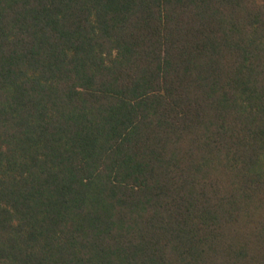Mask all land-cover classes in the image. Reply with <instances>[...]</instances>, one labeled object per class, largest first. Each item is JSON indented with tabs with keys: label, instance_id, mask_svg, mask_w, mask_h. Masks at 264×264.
Returning <instances> with one entry per match:
<instances>
[{
	"label": "trees",
	"instance_id": "trees-1",
	"mask_svg": "<svg viewBox=\"0 0 264 264\" xmlns=\"http://www.w3.org/2000/svg\"><path fill=\"white\" fill-rule=\"evenodd\" d=\"M0 264H264V0H0Z\"/></svg>",
	"mask_w": 264,
	"mask_h": 264
}]
</instances>
